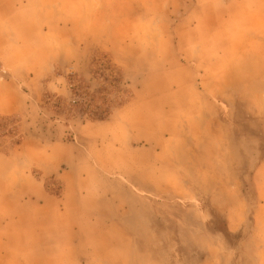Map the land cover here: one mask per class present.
<instances>
[{
	"label": "rangeland",
	"instance_id": "obj_1",
	"mask_svg": "<svg viewBox=\"0 0 264 264\" xmlns=\"http://www.w3.org/2000/svg\"><path fill=\"white\" fill-rule=\"evenodd\" d=\"M5 89L69 254L17 262L264 264V0H0Z\"/></svg>",
	"mask_w": 264,
	"mask_h": 264
},
{
	"label": "crops",
	"instance_id": "obj_2",
	"mask_svg": "<svg viewBox=\"0 0 264 264\" xmlns=\"http://www.w3.org/2000/svg\"><path fill=\"white\" fill-rule=\"evenodd\" d=\"M10 58V56H7ZM7 62V60H6ZM26 105L25 96L19 91L0 90V113H18ZM7 168L0 164V264H27L17 262V257L45 256L49 258L67 256L68 250L56 252L53 242L63 230L57 229V220L50 213L53 204L49 193L34 184L32 178L20 171L10 173L11 177L2 178ZM31 183V185H29ZM61 200V213H66L73 206L64 196ZM55 206V205H54ZM71 207V208H70ZM55 211V209H54ZM63 224H68L64 220ZM64 240L76 243L72 230H64ZM46 241V245H42ZM51 243V244H50ZM74 256V253H72Z\"/></svg>",
	"mask_w": 264,
	"mask_h": 264
},
{
	"label": "trees",
	"instance_id": "obj_3",
	"mask_svg": "<svg viewBox=\"0 0 264 264\" xmlns=\"http://www.w3.org/2000/svg\"><path fill=\"white\" fill-rule=\"evenodd\" d=\"M101 113H102L103 115H107L106 111H102Z\"/></svg>",
	"mask_w": 264,
	"mask_h": 264
}]
</instances>
